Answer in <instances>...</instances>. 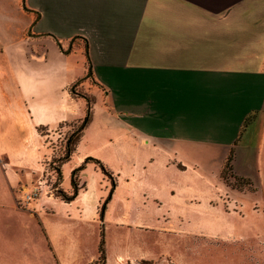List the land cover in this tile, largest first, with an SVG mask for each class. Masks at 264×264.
Wrapping results in <instances>:
<instances>
[{"label": "crops", "instance_id": "0c3cea01", "mask_svg": "<svg viewBox=\"0 0 264 264\" xmlns=\"http://www.w3.org/2000/svg\"><path fill=\"white\" fill-rule=\"evenodd\" d=\"M77 80L93 117L60 186L73 192L88 156L110 165L103 222L109 180L94 162L74 200L52 191L22 206L44 182L38 126L85 113L69 91ZM263 108L264 0H0V264H94L100 240L86 256L81 234L94 224L105 264L110 225L115 264H196L201 245L235 242L214 217L242 213L215 201L214 170L222 178L246 118ZM153 226L174 240L156 260L134 258L131 227Z\"/></svg>", "mask_w": 264, "mask_h": 264}, {"label": "rangeland", "instance_id": "374dc122", "mask_svg": "<svg viewBox=\"0 0 264 264\" xmlns=\"http://www.w3.org/2000/svg\"><path fill=\"white\" fill-rule=\"evenodd\" d=\"M29 32V30L25 32L26 39H29ZM85 89V87H81L78 80L69 87V91L74 98L80 100L82 98L86 102L85 113L82 117L64 120L70 122V124L64 126H59L64 121L53 126L43 125L45 127L42 132H39L44 137V143L40 146V163L43 165L42 181H44L41 185H43V188H40L38 195L33 199L29 201L23 199L25 203L22 206H28V203L36 200L45 192L53 191L56 193V167L59 166L60 157L64 154L66 137L75 130L76 126L82 123L81 121L88 111H92L93 117L94 97ZM233 153L232 168H224L225 177L223 171L221 172L222 178H220L218 171L214 170V178L217 180L216 191L221 196L220 198L217 196L215 201L221 204L226 202L227 206L228 200L233 201L232 208L241 212L242 215L215 216L214 219L218 224L225 222L226 225H231L239 233L238 236L235 234L238 240L201 245L196 264H264V108L263 111L249 115L247 121L243 124L241 135L236 142ZM214 166L220 169L219 163L214 164ZM109 167L111 166L109 165ZM105 177L109 180L111 189V179ZM113 179L115 181V175H113ZM77 181L81 184L79 177ZM38 186H34L29 192L35 190ZM241 201L243 209L240 204ZM165 214L167 212H153V220L160 223L157 218H162ZM170 216L176 220V211L171 210ZM101 228L102 225L99 226V224L82 228L81 234L86 244V256L98 253ZM159 228L160 226H153L148 229L131 227V253L134 258L148 256L156 260L159 258L161 251L171 244L175 233ZM107 229L111 255L110 264H115L113 258L116 251L114 238L120 231L112 225L108 226ZM143 263L150 264L149 261ZM94 264H98V262L96 261ZM131 264L136 263H133L132 260Z\"/></svg>", "mask_w": 264, "mask_h": 264}, {"label": "trees", "instance_id": "16d2710c", "mask_svg": "<svg viewBox=\"0 0 264 264\" xmlns=\"http://www.w3.org/2000/svg\"><path fill=\"white\" fill-rule=\"evenodd\" d=\"M247 118H246L245 122L247 121ZM91 120H92V111H88L85 118L81 121L82 123L79 126H76L75 130H73L71 132V134L68 137H66L67 140H66L64 154H63V156L60 157L59 166L56 167V172H57L56 195L61 197L63 200H65L67 202L74 200L76 198V196L78 195L79 190L82 188L81 184H79L77 181V179L80 175V172L86 167V164L88 162H94L95 164H97L99 166V168L104 173V175L107 176L109 179H111V183H112L110 192H109L107 198L105 199V201L103 202L101 209H100V219L103 222L104 221V214H105V211L107 208V203L111 199L113 189L116 185V182L113 179V175H114L113 171L102 160L95 158V157H92V156H88L80 166H78L77 168H75L72 171L71 183H72V187H73V192L71 194H68L61 187H59L61 182H62V178H63L62 166L64 163H66L67 161H69L71 159L73 153L77 149L79 142L81 141V138L83 136L85 128L91 122ZM68 124H70V122L64 121V122H61L59 124V126H64V125H68ZM44 127L45 126H43V125L39 126L38 127L39 132H42ZM233 152H234V147L231 149V151H230L229 155L227 156L226 161L223 165L222 171H223L224 177H225L224 168H226V167H228L230 169L232 168V162H233V156H234ZM97 262H98V264H105L106 263L105 228H104V226H102L101 232H100L99 258H98Z\"/></svg>", "mask_w": 264, "mask_h": 264}, {"label": "built area", "instance_id": "2783aa9c", "mask_svg": "<svg viewBox=\"0 0 264 264\" xmlns=\"http://www.w3.org/2000/svg\"><path fill=\"white\" fill-rule=\"evenodd\" d=\"M42 182H40L39 183V186L38 187H36V189L35 190H33V191H31V192H29V193H25L24 195H23V199L25 200V201H29V200H31V199H33L36 195H38V191L40 190V188H43L42 187Z\"/></svg>", "mask_w": 264, "mask_h": 264}]
</instances>
